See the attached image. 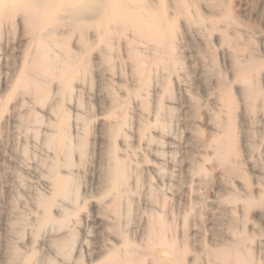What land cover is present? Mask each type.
Here are the masks:
<instances>
[{
  "label": "rangeland",
  "instance_id": "obj_1",
  "mask_svg": "<svg viewBox=\"0 0 264 264\" xmlns=\"http://www.w3.org/2000/svg\"><path fill=\"white\" fill-rule=\"evenodd\" d=\"M184 1L142 0L172 21L170 50L169 31L159 45L112 22L81 40L59 3L44 28L1 27L0 264H264V0ZM60 22L50 63L65 49L72 72L26 90Z\"/></svg>",
  "mask_w": 264,
  "mask_h": 264
},
{
  "label": "bare ground",
  "instance_id": "obj_2",
  "mask_svg": "<svg viewBox=\"0 0 264 264\" xmlns=\"http://www.w3.org/2000/svg\"><path fill=\"white\" fill-rule=\"evenodd\" d=\"M86 1H88V4H86ZM114 1L116 0H103L100 3H95L94 0H0V30L3 25L6 27L13 24L14 18L18 16L21 21L27 25V28L30 31H36L39 24L44 28L46 24H49L50 20L43 19L39 21L40 9H47L48 7L53 8L54 4L59 3L58 12L64 11L68 13V17L72 19L70 24L71 29L79 32V38L81 40H84V31L89 28L98 29V38L101 41L106 40V24L112 22L120 28H131L138 34L146 33L151 40L159 45H161L162 37L166 35V31H169L170 41L167 44V47L169 50L171 49L172 41L170 33L173 31L172 21L168 22V30H165L161 25L160 14L149 12L147 6L142 4V0H124V5L121 8L120 14L115 17H110L107 20V15L110 11L109 5H112ZM177 3L179 8H183L185 5L184 0H177ZM146 10L150 13L149 15H147ZM92 20H95V22ZM61 25H64V23L60 22L57 26L52 25L50 28H46V31L44 32L40 30L36 39V49L32 53V59L29 64H27L24 76L20 80V84L23 85L26 90L32 88L37 89V84L31 77V73L33 72L37 71L41 74L51 76L54 74L55 70L60 69L63 81L65 80V77L72 72L70 67L66 68V64L64 63L71 57V54H68L65 49H63V55H66L67 59L65 58L64 60H61L58 58L54 60V64H52V62L50 63L54 57L49 54V40L47 38L51 36L52 30H55ZM168 56H171L170 53L167 54L166 58H168ZM67 65L69 66L68 60ZM136 66L137 70L143 69L141 68L143 67L142 62L139 63L137 61ZM248 69L249 67L247 70ZM246 86L249 89V96L255 98L257 84L249 81ZM64 87L66 88V85H64ZM123 170V164L116 158H113V164L109 170L110 183L112 185L116 184L120 175H123ZM54 182L56 192L64 195L65 182L61 178H56ZM222 259L224 264H228L232 260L226 253L222 256ZM234 262L236 264H245L244 259L238 257L234 259Z\"/></svg>",
  "mask_w": 264,
  "mask_h": 264
}]
</instances>
